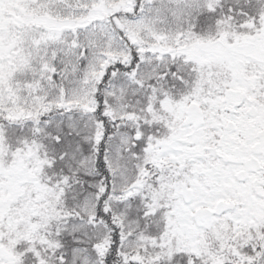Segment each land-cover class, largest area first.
Returning a JSON list of instances; mask_svg holds the SVG:
<instances>
[{
	"label": "snow or ice",
	"instance_id": "snow-or-ice-1",
	"mask_svg": "<svg viewBox=\"0 0 264 264\" xmlns=\"http://www.w3.org/2000/svg\"><path fill=\"white\" fill-rule=\"evenodd\" d=\"M0 264H264V0H0Z\"/></svg>",
	"mask_w": 264,
	"mask_h": 264
}]
</instances>
